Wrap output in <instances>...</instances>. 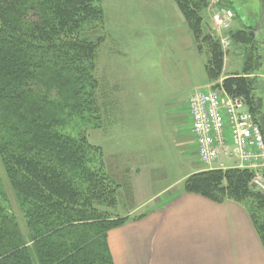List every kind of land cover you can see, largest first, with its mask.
I'll use <instances>...</instances> for the list:
<instances>
[{
    "label": "trees",
    "instance_id": "obj_1",
    "mask_svg": "<svg viewBox=\"0 0 264 264\" xmlns=\"http://www.w3.org/2000/svg\"><path fill=\"white\" fill-rule=\"evenodd\" d=\"M102 1L0 0V163L25 220L24 232L0 187V264H114L108 234L129 220L116 215L119 185L103 149L65 131L68 121L87 117L100 128L95 72L103 38L83 33L104 23ZM169 1L209 55L212 90L240 99L263 120L264 80L254 75L264 56L254 47L256 29L230 33L245 61L240 72L224 75L221 42L204 31L206 0ZM253 177L249 170H203L182 190L246 205L264 248V195L251 188Z\"/></svg>",
    "mask_w": 264,
    "mask_h": 264
},
{
    "label": "rangeland",
    "instance_id": "obj_2",
    "mask_svg": "<svg viewBox=\"0 0 264 264\" xmlns=\"http://www.w3.org/2000/svg\"><path fill=\"white\" fill-rule=\"evenodd\" d=\"M206 2L204 31L221 42L225 53L224 75L240 72L245 61L244 48L232 42L230 33L254 27L256 53L264 56L260 0ZM174 4L169 0L102 1L104 23L96 29L87 27L83 35L94 41L103 38L96 59L97 102L102 111L100 90L104 80L111 88L114 84L119 86L114 91L117 106L113 108L118 126L104 127L101 112L100 128L92 126L91 118L87 117L84 121L77 118L68 121L65 129L67 133L85 135L90 144L101 147L108 172L126 155L134 157L133 166L147 167L148 174L151 169L160 172L159 179L154 178L155 174L147 178L154 193L169 186L181 191L193 169H206L196 156L197 146L186 112L187 100L197 88L211 89L217 84L208 82L205 67L209 55L206 50H198ZM225 8L235 14L229 29L220 34L227 39L226 46L215 33L214 21L216 13ZM254 76L264 80V66ZM261 172L264 176V170ZM0 181L8 199L6 206L25 232V220L1 163Z\"/></svg>",
    "mask_w": 264,
    "mask_h": 264
},
{
    "label": "crops",
    "instance_id": "obj_3",
    "mask_svg": "<svg viewBox=\"0 0 264 264\" xmlns=\"http://www.w3.org/2000/svg\"><path fill=\"white\" fill-rule=\"evenodd\" d=\"M105 83L101 112L110 129L118 126L113 108L119 86ZM133 163L134 157L126 155L110 171L119 185L116 215L129 219L108 234L114 264H264V248L246 205L218 204L173 186L154 193L147 178L155 174L159 179L160 172L148 174L147 167ZM202 170L193 169L192 175Z\"/></svg>",
    "mask_w": 264,
    "mask_h": 264
},
{
    "label": "built area",
    "instance_id": "obj_4",
    "mask_svg": "<svg viewBox=\"0 0 264 264\" xmlns=\"http://www.w3.org/2000/svg\"><path fill=\"white\" fill-rule=\"evenodd\" d=\"M234 18L228 8L215 15V33L225 46L227 39L220 34ZM187 106L199 162L206 170L253 172L251 188L264 195V119L250 113L240 99L212 88L196 89Z\"/></svg>",
    "mask_w": 264,
    "mask_h": 264
}]
</instances>
